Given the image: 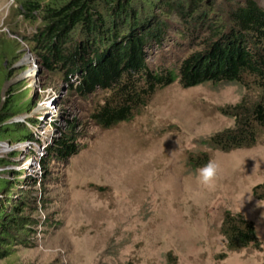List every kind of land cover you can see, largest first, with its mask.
<instances>
[{
    "label": "rangeland",
    "instance_id": "374dc122",
    "mask_svg": "<svg viewBox=\"0 0 264 264\" xmlns=\"http://www.w3.org/2000/svg\"><path fill=\"white\" fill-rule=\"evenodd\" d=\"M189 1L147 8L132 0L147 24L164 21L162 42L147 47L150 69L178 68L216 39L213 26L224 34L234 28L228 13L245 0ZM254 1L264 10V0ZM24 12L20 0H0V48L10 47L0 59V125L11 126L0 137V217L8 226L0 264H170L168 253L176 264H264V200L252 195L264 181V128L248 148L224 152L203 143L233 127L234 106L255 101L258 83L185 86L178 76L131 118L104 128L92 112L111 90L82 96L76 76L45 68L35 39L42 7ZM14 98L19 111L5 113ZM65 139L75 154H49ZM200 152L219 164L211 187L187 164ZM226 210L254 224L259 248L227 249Z\"/></svg>",
    "mask_w": 264,
    "mask_h": 264
},
{
    "label": "trees",
    "instance_id": "16d2710c",
    "mask_svg": "<svg viewBox=\"0 0 264 264\" xmlns=\"http://www.w3.org/2000/svg\"><path fill=\"white\" fill-rule=\"evenodd\" d=\"M44 1L41 4L42 0H20L21 8L28 16L42 7L44 27L35 38L41 49L42 65L47 69L62 70L67 76H76L77 83L73 88L82 96L91 94L96 88L111 90L110 96L92 112L93 119L101 127L109 128L131 118L133 111L143 105L147 97L158 88L173 83L178 76L185 86L204 82L242 83L245 77L258 83L257 99L237 103L232 112L233 127L214 133L203 143L226 152L252 147L258 141L260 129L264 128V10L254 0L234 6L228 13L234 28L224 34L218 32L219 26H213L216 39L208 41L203 50L189 56L178 68L161 66L155 70L148 67L145 55L147 47L160 44L161 36L165 35L162 31L164 21L160 17H154V23L147 24L149 18L141 19L144 9L139 12L133 9L132 0ZM139 1L147 8L171 6L165 0ZM186 11L181 9L183 14L192 17V13ZM75 31H78L77 37H73ZM9 48H0V59ZM4 75L0 65V85ZM17 98L4 108L5 113L19 111ZM10 127L0 125V137L10 136ZM67 136L74 140L72 134ZM58 143L48 150L57 159H67L77 152L67 139ZM209 160L207 152H200L190 155L187 164L197 170ZM38 165L41 166L40 162ZM252 195L264 200V181L253 187ZM3 213V207H0V215ZM220 231L228 250L260 247L254 224L239 212L226 210ZM0 233H8V226L1 217ZM4 255L5 252L0 250V258ZM167 257L170 264H176L171 253Z\"/></svg>",
    "mask_w": 264,
    "mask_h": 264
},
{
    "label": "clouds",
    "instance_id": "9594fccd",
    "mask_svg": "<svg viewBox=\"0 0 264 264\" xmlns=\"http://www.w3.org/2000/svg\"><path fill=\"white\" fill-rule=\"evenodd\" d=\"M218 171L219 164L214 159H210L206 165L198 169L199 182L205 186L211 187L217 177Z\"/></svg>",
    "mask_w": 264,
    "mask_h": 264
},
{
    "label": "bare ground",
    "instance_id": "6f19581e",
    "mask_svg": "<svg viewBox=\"0 0 264 264\" xmlns=\"http://www.w3.org/2000/svg\"><path fill=\"white\" fill-rule=\"evenodd\" d=\"M29 75V74H28Z\"/></svg>",
    "mask_w": 264,
    "mask_h": 264
}]
</instances>
